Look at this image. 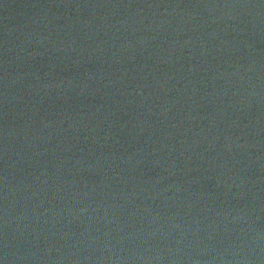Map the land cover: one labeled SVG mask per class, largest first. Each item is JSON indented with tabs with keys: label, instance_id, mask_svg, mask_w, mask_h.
Masks as SVG:
<instances>
[{
	"label": "water",
	"instance_id": "obj_1",
	"mask_svg": "<svg viewBox=\"0 0 264 264\" xmlns=\"http://www.w3.org/2000/svg\"><path fill=\"white\" fill-rule=\"evenodd\" d=\"M0 264H264V0H0Z\"/></svg>",
	"mask_w": 264,
	"mask_h": 264
}]
</instances>
